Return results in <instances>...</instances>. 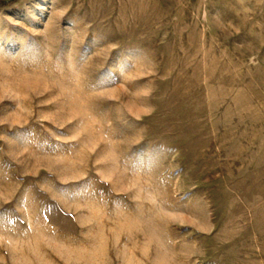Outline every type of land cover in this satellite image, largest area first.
<instances>
[{
	"label": "rangeland",
	"instance_id": "1",
	"mask_svg": "<svg viewBox=\"0 0 264 264\" xmlns=\"http://www.w3.org/2000/svg\"><path fill=\"white\" fill-rule=\"evenodd\" d=\"M0 264H264V0L0 4Z\"/></svg>",
	"mask_w": 264,
	"mask_h": 264
},
{
	"label": "trees",
	"instance_id": "2",
	"mask_svg": "<svg viewBox=\"0 0 264 264\" xmlns=\"http://www.w3.org/2000/svg\"><path fill=\"white\" fill-rule=\"evenodd\" d=\"M10 0H2L0 1V4L1 5H6L7 3H9Z\"/></svg>",
	"mask_w": 264,
	"mask_h": 264
}]
</instances>
